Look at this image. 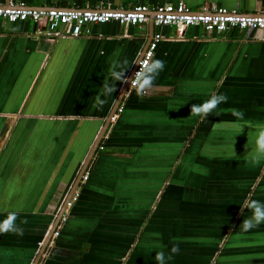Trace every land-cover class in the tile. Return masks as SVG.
<instances>
[{"label": "crops", "instance_id": "crops-1", "mask_svg": "<svg viewBox=\"0 0 264 264\" xmlns=\"http://www.w3.org/2000/svg\"><path fill=\"white\" fill-rule=\"evenodd\" d=\"M179 2L264 16V0H15L36 9ZM39 27L0 20V222L17 215V231L0 233V264H158V252L165 264H264V223L242 227L253 215L246 202L264 204V31L190 27L180 37L175 27L111 22L50 42ZM157 33L152 60L163 71L146 95L125 92L48 242L125 86L113 66L129 78ZM105 84L116 90L106 95ZM214 94L227 102L192 115Z\"/></svg>", "mask_w": 264, "mask_h": 264}, {"label": "built area", "instance_id": "built-area-1", "mask_svg": "<svg viewBox=\"0 0 264 264\" xmlns=\"http://www.w3.org/2000/svg\"><path fill=\"white\" fill-rule=\"evenodd\" d=\"M7 2V7L0 6V20L9 23L30 21L40 25L35 35L50 42L87 37L91 34L93 26L106 25L111 22L121 26L140 27L151 22L156 28L175 27L180 37L182 31L190 27H200L206 34H223L235 30L264 31V16L243 15L215 5L205 7L200 11H192L182 2L154 8L137 4L128 9H36L27 8L22 3H15V0H7ZM161 40V34L157 33L153 36L133 71L132 77L140 69V62L149 58V53H152L151 59H153L156 46ZM133 89L129 82L126 93L129 94ZM120 111L119 108L116 112ZM114 119L115 115L111 120ZM86 178L87 176L84 175L83 179ZM77 197L78 194L75 192L68 200L66 208H70L76 202Z\"/></svg>", "mask_w": 264, "mask_h": 264}, {"label": "clouds", "instance_id": "clouds-1", "mask_svg": "<svg viewBox=\"0 0 264 264\" xmlns=\"http://www.w3.org/2000/svg\"><path fill=\"white\" fill-rule=\"evenodd\" d=\"M152 53L148 54V59L140 62L141 67L138 71L134 73V76L130 80L131 86L136 90L138 96H144L147 94L148 90H150L153 86L154 80L158 76L159 72L163 71L165 64L162 60H152ZM127 62L125 61V64ZM115 65L113 66V70L111 71V76L115 81H119L123 84L129 83V78L126 73L129 69H123L120 71L115 70ZM105 94H111L116 89L113 86L108 84L104 85ZM228 97L226 95H212L211 98L199 105H192L191 113L194 116H200L203 120L208 117L214 110L218 108L221 103H226ZM105 101L101 100L99 96L97 97V104L103 105ZM232 114L237 118H243V112L233 109ZM258 150L260 152H264V131H261L259 138L257 140ZM245 207H248L252 210L253 215L251 218L243 221V230L245 232L258 227L261 223H264V204H261L258 201H249L246 202ZM17 219V215L15 213H10L5 220L0 222V233H8L17 231L15 221ZM22 234V233H20ZM172 254L179 253V247L174 246L171 249ZM155 259L158 261V264H165V254L163 252H158L156 254ZM171 259V256H169Z\"/></svg>", "mask_w": 264, "mask_h": 264}, {"label": "water", "instance_id": "water-1", "mask_svg": "<svg viewBox=\"0 0 264 264\" xmlns=\"http://www.w3.org/2000/svg\"><path fill=\"white\" fill-rule=\"evenodd\" d=\"M26 7H27V8H31V7H28V6H26ZM149 24L152 25L151 22H150ZM137 64H138V63H137ZM136 66H137V65H136ZM135 68H136V67H135ZM132 74H133V73H132ZM132 74H131L130 77H129V82H130V80H131ZM128 84H129V83H128ZM128 84H125V86H124V88H123V90H122V92H121V94H120V97H119L120 99L117 100V103H116L114 109L111 111L109 117L105 120L104 126L101 128L100 133H99V134L97 135V137L95 138L94 143H93L92 147L90 148V150H89V152H88V155H87V157H86V159H85V161H84V163H83V167H82V170H81L80 173H79V176H78V178H77V182H76V183L73 185V187L70 189V191H69V193H68V196H67V198L65 199L63 205L61 206V208H60V210H59V212H58V214H57V217H56V219H55V222H54L53 226L51 227L50 232H49L48 235H47V236H48V237H47L48 242L50 241V239H51V237H52V235H53V233H54V231H55V228H56L58 222L60 221V219L62 218V216H63V214H64V211H65V209H66V205H67L68 200H69V199L71 198V196L74 194V192H75V190H76V188H77V186H78V184H79V182H80V180H81V178H82L84 172L86 171V168H87V166H88V164H89L91 158H92L93 155L96 153V151H97V149H98V147H99V144L101 143V139H102V137L104 136L105 131H106V129H107V127H108V125H109V123H110V121H111V118L113 117V115H115V112H116V110L118 109V106H119V104H120L121 98L124 96V94H125V92H126V90H127ZM48 242H47V244H48ZM47 244H46V245H47ZM34 264H37V261H35Z\"/></svg>", "mask_w": 264, "mask_h": 264}]
</instances>
